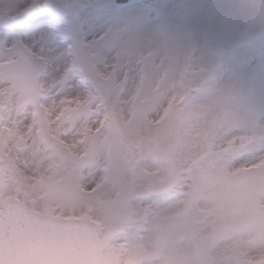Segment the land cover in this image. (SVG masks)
<instances>
[{"label":"clouds","instance_id":"clouds-1","mask_svg":"<svg viewBox=\"0 0 264 264\" xmlns=\"http://www.w3.org/2000/svg\"><path fill=\"white\" fill-rule=\"evenodd\" d=\"M99 8L0 0V264H264V0Z\"/></svg>","mask_w":264,"mask_h":264},{"label":"rangeland","instance_id":"rangeland-1","mask_svg":"<svg viewBox=\"0 0 264 264\" xmlns=\"http://www.w3.org/2000/svg\"><path fill=\"white\" fill-rule=\"evenodd\" d=\"M30 0H8V3L17 6L18 9L24 8ZM57 6L67 5L70 0H54ZM153 2H163V0H131V6L123 7L115 3V0H95L100 8L101 12L111 10L113 4L120 6L123 9L129 11H135L146 4H151ZM68 13L62 10L61 7L56 9L44 8L41 10H34L29 14L17 16L16 14L11 17L15 30L18 33H22L26 36L32 37L33 34L38 33L41 28L48 27L49 21H56L57 23L63 24L67 23ZM36 19V20H35Z\"/></svg>","mask_w":264,"mask_h":264},{"label":"snow or ice","instance_id":"snow-or-ice-1","mask_svg":"<svg viewBox=\"0 0 264 264\" xmlns=\"http://www.w3.org/2000/svg\"><path fill=\"white\" fill-rule=\"evenodd\" d=\"M90 3L95 4V0H89ZM61 7L62 9L66 7L57 6L54 0H30V2L22 9H17L16 15L22 16L31 13L34 10H41L44 8L56 9ZM4 17L0 16V20H3ZM76 19L79 20V14L76 15ZM48 27L41 28L38 33L33 34L31 37L36 44H38L41 50H49L48 45L56 41L57 37L61 34H67V29L61 26V24L56 21H49ZM15 27V25H13Z\"/></svg>","mask_w":264,"mask_h":264}]
</instances>
